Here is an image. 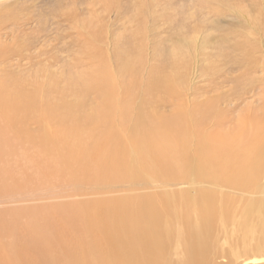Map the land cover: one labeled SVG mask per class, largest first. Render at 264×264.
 I'll use <instances>...</instances> for the list:
<instances>
[{
  "label": "rangeland",
  "instance_id": "1",
  "mask_svg": "<svg viewBox=\"0 0 264 264\" xmlns=\"http://www.w3.org/2000/svg\"><path fill=\"white\" fill-rule=\"evenodd\" d=\"M58 1L0 0V128L9 126L8 137L18 152L7 164L25 183L12 194H0V221L12 223L13 234L24 231L26 219L104 217L106 199L130 194L89 193L113 191L112 184H122L101 176L111 172L114 178L108 162L117 156L115 163H121L119 151L133 152L134 129L141 119H159L158 126H167V131L161 129L165 148L160 153H171V158L161 174L187 168L185 164L211 144L222 150L220 175L255 155L253 149L264 152L263 145L251 143L264 139L263 134L248 137L249 122L264 116V90H258L259 83L247 89L253 75L264 84V0H120L127 28L121 31L128 38L122 45L130 56L112 59L107 73L92 77L69 76L49 67L55 61L68 65L72 59L65 48L70 41L64 40L69 31L51 12ZM199 3L206 7L200 9ZM115 17L112 12L110 22ZM239 97L241 101L232 104ZM6 103H13L19 115L6 112ZM107 116L113 119L114 145L105 138ZM69 135L70 142L64 143ZM66 153L78 154L86 164L71 168V162L62 160ZM54 155L66 169H51ZM25 157L29 175L45 165L46 177H21ZM93 177L99 179L93 183ZM191 180L180 187L184 194L192 193V201L203 202L205 192H213L217 203L223 194L234 195L215 187L212 179L206 184ZM262 183L264 174L259 186ZM183 193L175 199L184 201ZM224 236L221 244L228 253L213 264H243L249 255L230 262V242Z\"/></svg>",
  "mask_w": 264,
  "mask_h": 264
},
{
  "label": "bare ground",
  "instance_id": "2",
  "mask_svg": "<svg viewBox=\"0 0 264 264\" xmlns=\"http://www.w3.org/2000/svg\"><path fill=\"white\" fill-rule=\"evenodd\" d=\"M118 3L120 0L58 1L51 12L56 19H60L59 26L64 25L69 31L64 40L70 41L65 48L72 59L64 66H58L62 61H55L50 69H61L69 76H100L107 73L112 59L120 61L129 58L130 52L124 51L122 45L128 39L123 33L127 29L126 14L118 9ZM198 6L200 9L206 7L202 3ZM191 7L196 6L192 3ZM112 12L116 17L110 22ZM258 69L260 67L254 72ZM260 70L264 76V68ZM251 71L247 74L250 75ZM249 80L247 89L254 83L253 90L259 83L262 87L258 90H264L261 78L253 75ZM251 89L250 93L253 92ZM232 100L235 101L232 104L236 105L241 98ZM13 108V103L3 106L6 112L19 115ZM107 118L109 124L105 138L114 145L113 119ZM255 120L249 122L251 132L248 137L264 135V116ZM158 121L141 119L134 129L137 146H131L133 152L120 153L118 149L122 162L115 163L117 156L108 162L106 168L114 173V178L110 177L111 172L101 177L112 183L121 180L122 184H112L115 185L111 186L115 188L113 191L89 193L130 194L106 199L104 217L92 214L85 218L82 214L80 217L45 221L26 219L24 231L18 234L12 233L15 230L12 223L0 221L9 230L4 232L0 227V264H213L214 260L218 261L228 253L222 246L224 242L221 244V234L230 242V262L239 260L246 253L249 257L243 264H264V183L259 186L264 174V152L253 149L255 155L247 157L239 167L233 166L232 171H223L220 175L222 171L218 168L222 162L219 157L222 150L211 144L202 147L191 158V164H185L189 165L187 168L161 174L166 168L163 164L171 158V153H160L165 148L161 129L167 131V126H158ZM8 129V124L4 129L0 128V194H12L16 188L25 186L23 180L16 177L14 166L7 164V160L18 152L15 140L8 137ZM70 139L69 135L63 142L69 143ZM255 142L264 146L262 138L251 141ZM40 156L44 159V155ZM27 159H24L26 168L19 170V173L23 169L26 171H23L24 175L19 174L21 177H27L26 181L29 177L35 181L38 174L46 177L45 165L38 167L33 176L29 175ZM56 159L57 156H51L54 163L51 169H56L57 165L59 171L66 169ZM238 159L241 158L238 156ZM62 160L71 162V168L86 164L78 154L66 153L62 155ZM159 177L166 181L158 182ZM97 179L99 177L89 178L93 183ZM187 179L205 184L214 181L215 187L229 189L234 195L226 197L223 194L221 202L217 203L213 192H205L203 202L192 201V193L184 191V194L181 190L184 187H180ZM90 188L93 189V186ZM177 193H183L184 201L175 199Z\"/></svg>",
  "mask_w": 264,
  "mask_h": 264
}]
</instances>
